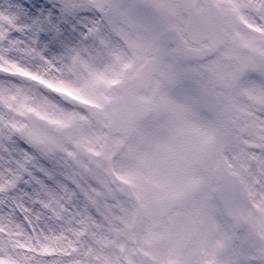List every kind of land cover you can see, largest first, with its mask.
I'll use <instances>...</instances> for the list:
<instances>
[{"label": "snow or ice", "instance_id": "1", "mask_svg": "<svg viewBox=\"0 0 264 264\" xmlns=\"http://www.w3.org/2000/svg\"><path fill=\"white\" fill-rule=\"evenodd\" d=\"M0 264H264V0H0Z\"/></svg>", "mask_w": 264, "mask_h": 264}]
</instances>
